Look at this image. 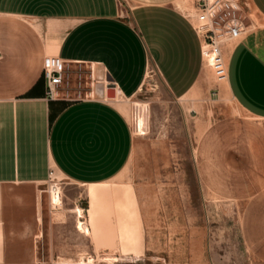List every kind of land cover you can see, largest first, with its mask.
I'll return each mask as SVG.
<instances>
[{
	"label": "crops",
	"instance_id": "obj_1",
	"mask_svg": "<svg viewBox=\"0 0 264 264\" xmlns=\"http://www.w3.org/2000/svg\"><path fill=\"white\" fill-rule=\"evenodd\" d=\"M181 1L0 0V264H47L95 252L204 264L199 232L176 248L156 244L134 196L116 200L109 190L134 145L118 100L134 98L150 71L177 101L200 97L210 78L199 41L176 9ZM248 1L257 28L222 46L227 80L219 97L264 120V0ZM45 57L64 63L54 101L45 98ZM108 86L115 99L105 98ZM51 171L86 191V208L65 211L64 222L55 220L42 191ZM69 220L74 246L57 236Z\"/></svg>",
	"mask_w": 264,
	"mask_h": 264
},
{
	"label": "rangeland",
	"instance_id": "obj_2",
	"mask_svg": "<svg viewBox=\"0 0 264 264\" xmlns=\"http://www.w3.org/2000/svg\"><path fill=\"white\" fill-rule=\"evenodd\" d=\"M208 72L202 95L191 100L173 99L152 71L134 98L118 100L134 145L109 190L116 200L134 196L145 233L156 244L169 241L176 248L178 240H194L199 232L204 264H264V120L243 113L227 95L219 97L225 83L216 84ZM50 186L59 188L62 202L52 211L56 221L64 222L67 210L86 208L84 189L52 175L42 189L47 198ZM59 229L58 238L77 244L70 220ZM105 258L108 264L174 261L153 253L140 262Z\"/></svg>",
	"mask_w": 264,
	"mask_h": 264
},
{
	"label": "built area",
	"instance_id": "obj_3",
	"mask_svg": "<svg viewBox=\"0 0 264 264\" xmlns=\"http://www.w3.org/2000/svg\"><path fill=\"white\" fill-rule=\"evenodd\" d=\"M176 9L187 20L200 44L202 63L210 70L216 84L226 83L227 75L221 48L240 41L245 35L256 30V20L248 0H182ZM43 79L45 81L47 101L57 99L63 75L64 63L57 57H45L43 60ZM216 96V92H212ZM53 172H49L47 182ZM56 186H50L48 201L50 211L59 208L51 201ZM60 205L62 204L59 191ZM105 256H79L70 261L47 264H108Z\"/></svg>",
	"mask_w": 264,
	"mask_h": 264
},
{
	"label": "water",
	"instance_id": "obj_4",
	"mask_svg": "<svg viewBox=\"0 0 264 264\" xmlns=\"http://www.w3.org/2000/svg\"><path fill=\"white\" fill-rule=\"evenodd\" d=\"M105 98L106 99H115V92L112 86H108L105 91Z\"/></svg>",
	"mask_w": 264,
	"mask_h": 264
},
{
	"label": "bare ground",
	"instance_id": "obj_5",
	"mask_svg": "<svg viewBox=\"0 0 264 264\" xmlns=\"http://www.w3.org/2000/svg\"><path fill=\"white\" fill-rule=\"evenodd\" d=\"M224 85V84H223ZM149 88V87H148ZM145 90V89H144ZM146 91V90H145ZM148 91V90H147ZM54 194V196L56 197V199L58 200V204H55L54 203V201H53V199H52V195ZM51 201H52V203L54 204V205H57L58 207L60 206V200H59V190L58 189H56L54 192H52V194H51ZM80 227H82V225L80 226ZM114 261V260H113Z\"/></svg>",
	"mask_w": 264,
	"mask_h": 264
}]
</instances>
